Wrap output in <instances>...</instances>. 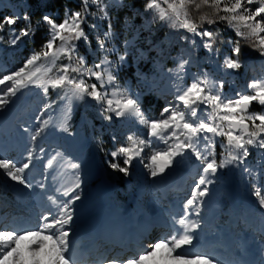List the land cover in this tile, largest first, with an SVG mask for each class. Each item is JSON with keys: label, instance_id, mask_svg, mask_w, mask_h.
<instances>
[{"label": "rangeland", "instance_id": "374dc122", "mask_svg": "<svg viewBox=\"0 0 264 264\" xmlns=\"http://www.w3.org/2000/svg\"><path fill=\"white\" fill-rule=\"evenodd\" d=\"M106 2L109 3L108 12L114 33L112 40L106 43L109 48L115 49L108 58L112 61L120 86L128 89L130 95H139L141 110L147 118L159 117L153 114L160 102L162 109L169 101L176 103V81L168 69H175L181 59L189 60L185 66L184 86L189 85L194 77L203 79L207 74V78L214 83L224 81L222 92L230 98L236 92H245L248 82L264 80V61L261 60L240 58V69L223 67L225 56H232L230 43L224 50L214 44L209 52L203 47L200 37H193L182 29H171L166 23L154 20V10L147 11L151 21L156 23L152 28L150 24H138L126 15L122 17L126 7L124 0ZM28 8V0H0V10L9 9L12 16L20 17L16 24L8 25L6 34L4 30L0 32L4 37L0 42V77L21 67L33 51L30 48L32 37L22 38L17 45L9 43L11 29L19 32L26 26L21 20ZM90 11H96L95 5L91 6ZM142 16L144 18L145 15ZM64 17L60 18L58 13L53 16L57 23ZM108 23V20L99 19L98 14L96 17L89 16L87 24L83 26L88 36L91 33L92 37H89L90 45L78 42V54L85 57L88 67L98 62L102 55L96 37L99 34L103 38V33L108 31ZM91 24H95L96 29L88 26ZM157 28L166 31L165 45L171 47L176 43L173 53L162 49V41L154 46L152 40L144 35V32ZM46 36L48 39V32ZM185 36L187 39H182ZM125 41H128L127 45ZM121 55H125L122 64L119 61ZM65 63L67 60L62 58L57 61V66ZM95 82L94 78L89 81ZM55 91L49 88L45 96L41 89L30 86L18 93L4 109H0V158L11 159L18 166L26 162L27 151L33 147L30 137L38 126L37 116L41 119L52 118V124L35 142L32 162L36 166L26 171L28 180L34 186L32 189L12 181L0 169V227L29 228L37 225L39 216L51 207L48 196L64 199L57 189L70 184L73 179V173L68 168L71 161L81 165V187L78 190L81 199L74 205V220L70 226L74 233L71 250L77 264H104L106 259L113 257L126 259L176 231L178 226L174 220L183 215V205L203 168L194 155L188 152L183 158L177 157L178 162L164 174L153 178L144 165L153 148L163 147V144L153 140L149 147L144 148L141 156L132 161L129 174L125 176L109 167L110 162H119L123 166L124 158L119 156L113 159L111 153L125 146L129 135L148 139L147 129L135 117L118 118L113 115L111 120L104 119L100 105L86 97L84 101H73L66 122L68 131L65 132L61 125L64 123L66 100L61 99L57 105L53 96ZM157 100L160 102L157 103ZM45 104L51 107L44 110ZM78 110L79 121L74 122L73 117ZM261 111H264V106L253 103L250 112ZM7 139H15L17 152L2 155L1 148L6 147L3 145H6ZM215 140V156L219 162L223 158L221 143L225 142V138L217 136ZM15 144L10 143L7 148ZM200 147H203V142ZM57 152L63 155L57 157L51 168H46L47 161ZM249 152L245 163L252 170V175L243 171V167L229 166L211 177L213 183L208 185L209 195L204 197L198 218L200 227L194 232L193 245L186 249L190 253L209 254L215 258L214 264H262L264 261V208L260 207L253 194L256 187H260L264 193V149L250 147ZM40 183L45 184L44 189L38 187ZM106 207L110 212L106 213ZM189 218L197 219L194 215ZM108 222L111 226L116 225L114 222H121L125 226L124 231L126 228L130 230L128 246L122 245L126 242L125 237L120 241V246L110 236V230L105 225ZM143 223L151 230L149 236L140 241L134 236ZM123 234L126 235V231ZM26 243L23 241L22 245ZM161 251L166 250H158L157 256L146 260L145 264H159ZM163 264L182 262L167 261ZM190 264L204 262L193 260Z\"/></svg>", "mask_w": 264, "mask_h": 264}, {"label": "snow or ice", "instance_id": "6c2138e0", "mask_svg": "<svg viewBox=\"0 0 264 264\" xmlns=\"http://www.w3.org/2000/svg\"><path fill=\"white\" fill-rule=\"evenodd\" d=\"M81 9L70 11L65 9L64 19L57 23L50 14H44L42 21L48 25V39L41 45L40 50H33L23 65L18 69L0 77V109H4L13 98L22 90L34 86L41 89L47 96L49 88L63 92L62 100H66L64 123L61 129L68 131L66 122L72 111L73 101H84L91 98L101 107L104 119L111 120L115 117H135L137 122L147 129L148 139L136 136L127 137L128 143L118 147L111 153L113 159L122 156L123 166L119 162H110L109 167L129 174V166L135 158L141 156L145 147H149L153 140L163 144V147L153 148L144 165L155 178L165 173L177 161V157H185L190 152L203 166L199 178L191 189L190 197L183 205V215L174 220L178 226L176 231L150 243L145 250L135 253L126 259L120 257L108 258L104 264H145L150 258H155L159 253V264L167 261L190 264L191 261H203L204 264H214L215 258L207 253H190L186 249L193 245L194 232L199 229V216L204 197L209 195L208 185L213 183L211 177L220 169L232 166L243 167V171L252 175V170L246 166L249 148L264 149V111L250 112L253 103L264 106V80H252L247 83L245 92H236L234 97L223 94L224 81L212 82L207 78L194 77L192 82L184 86L185 66L189 60L181 59L175 69H168L176 83L174 100L169 101L157 118H147L141 110L139 95H130L128 89L122 88L114 74L112 61L108 55L115 51L109 48L114 36L111 18L109 16V3L106 0H80ZM95 5L96 11H90ZM202 6L214 8L216 17L226 21L233 29L236 36L249 42L253 50L264 56V0H147L145 11L154 10V20L158 19L174 30H185L193 37H200L203 47L209 52L219 37L216 32L201 30L197 22L191 17V10H199ZM225 13L220 15V13ZM108 20V31L103 33V38L96 37L97 47L102 54L98 62L91 67L86 66L84 56L78 54V42L83 41L90 45L88 33L84 29L88 17ZM20 17H4L0 24V32L4 24L14 25ZM23 20L26 26L19 32L15 28L10 31L9 43L17 45L22 38H31L35 29L27 13ZM216 23L206 15L200 21ZM96 29L95 24L88 25ZM207 38V39H205ZM187 39V36L182 37ZM4 37L0 35V42ZM195 45L196 41L193 39ZM232 44V56H225L223 67L229 70H238L242 67L240 61V41H228ZM128 41H125V45ZM218 51V49H217ZM233 56L235 58H233ZM66 59L67 63L57 66V61ZM124 63L125 55L119 57ZM96 81L89 83L90 80ZM51 105L45 104L44 110ZM43 111V110H42ZM198 111L201 115L198 116ZM38 126L31 134L33 147L27 151L26 162L17 165L11 159L0 158V169L4 174L23 185L26 189L34 186L28 180L26 170L33 161L35 142L52 124V118L41 119L37 116ZM27 131V129H25ZM217 136L224 137L221 143L223 158L217 162L216 140ZM115 139V138H114ZM203 142V147H200ZM41 152L44 150L41 148ZM63 154L57 152L46 164L51 168L57 157ZM79 163L68 162V168L73 173L70 184L62 185L57 189L60 197L48 196L51 207L43 212L37 225L29 228H17L9 225L0 227V264H77L73 255L72 246L74 235L70 227L74 220V205L81 199L78 190L81 187L79 176ZM45 188L44 183L38 185ZM264 208V193L256 187L253 193ZM194 215L197 219H190ZM23 241H27L22 245ZM264 264V261H262Z\"/></svg>", "mask_w": 264, "mask_h": 264}, {"label": "trees", "instance_id": "16d2710c", "mask_svg": "<svg viewBox=\"0 0 264 264\" xmlns=\"http://www.w3.org/2000/svg\"><path fill=\"white\" fill-rule=\"evenodd\" d=\"M146 2L147 0H124L126 7L122 11L121 16L125 17L126 15L128 16V18L134 19L138 24H150L152 28H155L156 23L151 21L152 18L150 17L149 13L145 11ZM28 4L29 8L27 9L26 13L30 17L32 26L35 29V35L32 36L33 41L30 42V48L36 51H39L41 45L45 42V40H47L46 34L48 32V29L46 23L42 21V17L44 14H52L51 16L53 17L55 13H58L60 18H63V16H65V9H68L70 11H79L81 9L80 0H28ZM142 14L145 15L144 18ZM224 14L225 13L223 12L220 13V15ZM205 15L209 19L216 20V23L209 24L207 23V20L201 22L200 17ZM7 16H12L9 9L0 10V24L4 23V17ZM191 17L195 22L199 24L201 30L208 29L212 30L213 32L219 30L220 35L219 37H217L215 43L216 47H218L219 49H226L229 44L228 41L230 40L233 42L239 40L241 45V59L250 58L254 61H264V56H261L258 51L253 50V48L250 47L249 42L236 36L235 31H232L230 29L226 21H221L216 17L214 8L209 6H202L198 11L193 9L191 10ZM21 21L23 24H27L25 20ZM7 30L8 25L4 24L5 34L7 33ZM144 35H147L152 40L154 46L158 43H161L162 41V49H167L171 51V53H173L174 49H176L177 47L176 43H173L171 47L169 44H164L163 40L166 36L165 30H160L157 28L156 30H152V32H144ZM89 37H92L91 33ZM62 95L63 94L60 90L54 92L53 96L57 105L60 103ZM159 102L160 100H157V103ZM155 109L156 111L154 112L153 116L157 117L162 111L161 102ZM79 117L80 112L78 110L73 117L74 122H78Z\"/></svg>", "mask_w": 264, "mask_h": 264}, {"label": "bare ground", "instance_id": "6f19581e", "mask_svg": "<svg viewBox=\"0 0 264 264\" xmlns=\"http://www.w3.org/2000/svg\"><path fill=\"white\" fill-rule=\"evenodd\" d=\"M19 138V137H18ZM15 140V139H14ZM14 140L13 139H11V140H9V139H7V142L5 143L6 145H3V146H6V147H2L1 148V153H2V155H3V153H4V155H8V154H12V153H16L17 151V149H16V144L14 143ZM10 143H13V144H15V145H12L10 148H7L8 146L7 145H9ZM7 148V149H6ZM70 152H72L71 150H70ZM73 153V152H72ZM20 155V154H19ZM35 164H34V162H32V164L30 165V167H29V169H27L26 171H28V170H32V168L34 169L35 168ZM3 205H8L7 203H4ZM106 209V210H105ZM104 210L106 211V213L109 211L110 212V209L108 208V207H106ZM113 212V211H112ZM115 219H116V217H115ZM93 221V220H92ZM92 221H90L91 222V224H92ZM109 221V220H108ZM119 222V221H118ZM118 222H114L116 225L115 226H111V224H109V222L107 223V224H105L106 225V228H108L110 231H109V234H110V236H113L114 238H115V240L119 243L118 245H120L121 246V240H122V238L123 237H125L126 238V242H124L122 245H123V247H126V246H128V242L131 240V237H129V234H130V230L128 229V228H126L125 229V231H126V235H124L123 234V232H125L124 231V225H123V223H118ZM149 226H147L145 223H143V224H141V226L139 227V229H138V232H136L135 233V236L134 237H136V238H138V239H140V241H142L141 239L142 238H146V237H148L149 236V232H150V230H151V228L149 227ZM122 247V248H123Z\"/></svg>", "mask_w": 264, "mask_h": 264}, {"label": "water", "instance_id": "95a60500", "mask_svg": "<svg viewBox=\"0 0 264 264\" xmlns=\"http://www.w3.org/2000/svg\"><path fill=\"white\" fill-rule=\"evenodd\" d=\"M252 106L250 107L249 111L251 110Z\"/></svg>", "mask_w": 264, "mask_h": 264}]
</instances>
